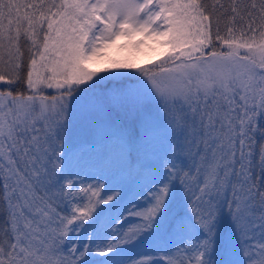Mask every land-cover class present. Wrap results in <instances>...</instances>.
<instances>
[{
  "label": "snow or ice",
  "instance_id": "obj_1",
  "mask_svg": "<svg viewBox=\"0 0 264 264\" xmlns=\"http://www.w3.org/2000/svg\"><path fill=\"white\" fill-rule=\"evenodd\" d=\"M0 264H264V0H0Z\"/></svg>",
  "mask_w": 264,
  "mask_h": 264
},
{
  "label": "rangeland",
  "instance_id": "obj_2",
  "mask_svg": "<svg viewBox=\"0 0 264 264\" xmlns=\"http://www.w3.org/2000/svg\"><path fill=\"white\" fill-rule=\"evenodd\" d=\"M158 51L157 52H143V53H129L127 51H120L113 53L115 56H128L131 55L133 59H135L136 62H138L141 66L148 65L150 66L152 63L157 62L159 59H162L163 57L158 56ZM100 75H105L106 73H99ZM138 190V186L131 183L129 186V181L127 183V194L125 196V199L122 201L121 205L119 208H117L116 212H113L112 216L118 215L120 212L123 211L125 207L127 208H132L133 203L140 206L142 208L144 206V199L142 197L134 196L132 193ZM131 201V203H130ZM140 223V219L134 215H129L128 213H124V216L121 218L120 221H117L116 224H113L112 227H120L121 224L123 226L124 230H127L129 228H134ZM151 251V245L148 244H142L138 245L134 248H130L128 250L129 254L131 255H137L138 253H143V252H150Z\"/></svg>",
  "mask_w": 264,
  "mask_h": 264
},
{
  "label": "trees",
  "instance_id": "obj_3",
  "mask_svg": "<svg viewBox=\"0 0 264 264\" xmlns=\"http://www.w3.org/2000/svg\"><path fill=\"white\" fill-rule=\"evenodd\" d=\"M131 183H132V182H131V181H129V186L131 185ZM116 211H117V210H115L114 212H116ZM112 214H113V213H112Z\"/></svg>",
  "mask_w": 264,
  "mask_h": 264
}]
</instances>
